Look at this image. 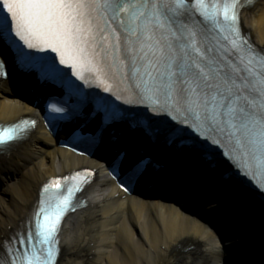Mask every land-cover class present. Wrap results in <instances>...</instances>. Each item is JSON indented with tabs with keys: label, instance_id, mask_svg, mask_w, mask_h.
I'll return each mask as SVG.
<instances>
[{
	"label": "snow or ice",
	"instance_id": "1",
	"mask_svg": "<svg viewBox=\"0 0 264 264\" xmlns=\"http://www.w3.org/2000/svg\"><path fill=\"white\" fill-rule=\"evenodd\" d=\"M242 7L243 0L222 5L220 0H0V13H5L0 40L16 50L22 64L33 66L34 58L17 40L27 49L51 51L59 65L76 69L64 73L52 57L41 69L48 79L75 75L89 83L82 72L87 68L99 83L115 78L139 98L163 107L165 112L153 113L156 117L180 113L182 119L158 120L155 128L145 121L136 126L172 144L190 139L193 151L219 149L236 174L254 184L253 175L264 172V52L257 53L240 32ZM79 103L87 106L89 94L80 93ZM91 103L102 125L128 122L102 98ZM70 107L76 106L53 111L65 113ZM26 132L20 124L0 125V146L23 140ZM151 167L144 159L131 164L128 181L148 179ZM52 185L61 188L58 180ZM68 206L65 198L50 213L41 207L33 230L15 237L21 247L12 241L0 245L10 253L7 261L0 255V264H17L21 256L27 264H56L59 224Z\"/></svg>",
	"mask_w": 264,
	"mask_h": 264
},
{
	"label": "bare ground",
	"instance_id": "2",
	"mask_svg": "<svg viewBox=\"0 0 264 264\" xmlns=\"http://www.w3.org/2000/svg\"><path fill=\"white\" fill-rule=\"evenodd\" d=\"M240 22L253 43L264 47V0L244 8ZM30 88L8 78L0 81V122L39 117ZM83 167L92 169L94 178L81 194L86 206L63 223L58 264H228L241 255L249 264H264V231L252 224L251 213L225 183L211 179L192 193L202 199L201 204L189 207L183 201L189 198L198 172L192 176L188 161L179 159L178 177L183 182L189 176L186 190L170 197L154 190L127 195L108 175L103 158L94 153L76 155L58 146L40 123L22 143L0 156V245L30 215L47 180ZM227 222L233 237L221 241L214 225Z\"/></svg>",
	"mask_w": 264,
	"mask_h": 264
},
{
	"label": "water",
	"instance_id": "3",
	"mask_svg": "<svg viewBox=\"0 0 264 264\" xmlns=\"http://www.w3.org/2000/svg\"><path fill=\"white\" fill-rule=\"evenodd\" d=\"M235 187L234 184H232ZM241 191L237 192L241 196L244 205L249 209L255 224L259 225L260 229L264 231V209L261 204L256 200L253 193L246 188H240ZM240 255V254H237Z\"/></svg>",
	"mask_w": 264,
	"mask_h": 264
}]
</instances>
